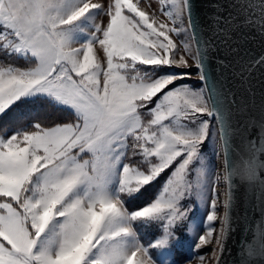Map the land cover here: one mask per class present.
Masks as SVG:
<instances>
[{
  "label": "snow or ice",
  "instance_id": "snow-or-ice-1",
  "mask_svg": "<svg viewBox=\"0 0 264 264\" xmlns=\"http://www.w3.org/2000/svg\"><path fill=\"white\" fill-rule=\"evenodd\" d=\"M0 264H264V0H0Z\"/></svg>",
  "mask_w": 264,
  "mask_h": 264
}]
</instances>
